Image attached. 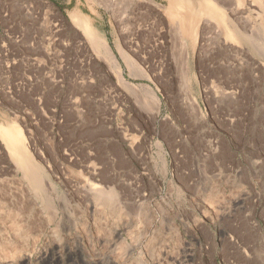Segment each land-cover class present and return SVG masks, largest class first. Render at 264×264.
I'll return each instance as SVG.
<instances>
[{
    "label": "rangeland",
    "instance_id": "1",
    "mask_svg": "<svg viewBox=\"0 0 264 264\" xmlns=\"http://www.w3.org/2000/svg\"><path fill=\"white\" fill-rule=\"evenodd\" d=\"M211 1L0 0V264H264V0Z\"/></svg>",
    "mask_w": 264,
    "mask_h": 264
},
{
    "label": "bare ground",
    "instance_id": "2",
    "mask_svg": "<svg viewBox=\"0 0 264 264\" xmlns=\"http://www.w3.org/2000/svg\"><path fill=\"white\" fill-rule=\"evenodd\" d=\"M200 1L204 2L205 0H200ZM147 2L151 5H153L154 7H156V5H157L155 0H147ZM211 2H212L211 0H207V3L205 5L207 6V9L209 8V13L212 14L214 9H211L212 8ZM71 19H72L73 24H75L76 26H80L85 30L87 37L90 39V41L93 42L96 49H100L101 44H102V47L105 48V50L108 52V54L110 53L109 56L112 58V60L115 59L110 46L106 43V41L103 38H100L97 36L95 29L93 28V26L90 24L89 20L86 17H79L76 15H73L71 17ZM227 34H229L228 30H227ZM248 36L249 35H247V34H242L240 32L239 33L237 32V38H239L240 41L245 40L246 42L249 43L251 40L253 42L252 38L249 39ZM122 57L128 66L135 67L134 66L135 63H133L131 58H129L126 54L122 53ZM116 66H117V64H116ZM0 132H1L2 136L5 138V140L7 142L6 144L9 147L10 151L18 157V161L20 158L19 162L21 163L23 168L25 167L24 170L31 173L30 174L31 177L36 182H38V185H39L41 178L38 175V173L36 172V169L35 170L32 169V166L30 165V155H29V153H27V150L25 149L24 135H23V132L21 131V129L19 128V126L15 125V124L10 125V126H0ZM22 166H20V167H22ZM99 186L96 183H90L88 186L89 187L88 191H91V192L97 191V193H98ZM100 189H101V187H100ZM101 192H102V190H101ZM99 193H100V191H99Z\"/></svg>",
    "mask_w": 264,
    "mask_h": 264
},
{
    "label": "crops",
    "instance_id": "3",
    "mask_svg": "<svg viewBox=\"0 0 264 264\" xmlns=\"http://www.w3.org/2000/svg\"><path fill=\"white\" fill-rule=\"evenodd\" d=\"M170 5H171V3H170Z\"/></svg>",
    "mask_w": 264,
    "mask_h": 264
}]
</instances>
